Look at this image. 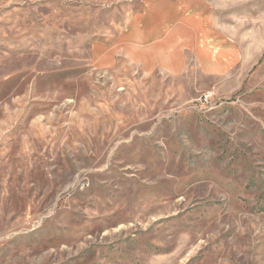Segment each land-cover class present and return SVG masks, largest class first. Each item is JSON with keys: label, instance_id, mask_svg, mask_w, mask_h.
<instances>
[{"label": "rangeland", "instance_id": "374dc122", "mask_svg": "<svg viewBox=\"0 0 264 264\" xmlns=\"http://www.w3.org/2000/svg\"><path fill=\"white\" fill-rule=\"evenodd\" d=\"M147 1L0 0V264H264V51L94 64L135 12L117 42L179 63Z\"/></svg>", "mask_w": 264, "mask_h": 264}, {"label": "crops", "instance_id": "0c3cea01", "mask_svg": "<svg viewBox=\"0 0 264 264\" xmlns=\"http://www.w3.org/2000/svg\"><path fill=\"white\" fill-rule=\"evenodd\" d=\"M165 10V20L150 23L159 28V39L182 40L174 45L181 58L179 63L169 65L157 60L151 68L133 59L122 42H117L120 33L135 15L151 13L149 2L143 0L140 11L135 12L124 29L106 42L111 46V63L101 55L94 56L93 42L91 60L101 67L112 68L119 57L138 64L147 74L162 71L170 76L184 74L196 67L207 77H224L236 68H249L259 60L264 51V0H153ZM246 6H249L246 9ZM250 45V50L246 48ZM114 49V50H113ZM257 54L247 57V52ZM252 55V54H251Z\"/></svg>", "mask_w": 264, "mask_h": 264}, {"label": "bare ground", "instance_id": "6f19581e", "mask_svg": "<svg viewBox=\"0 0 264 264\" xmlns=\"http://www.w3.org/2000/svg\"><path fill=\"white\" fill-rule=\"evenodd\" d=\"M161 6V5H160Z\"/></svg>", "mask_w": 264, "mask_h": 264}]
</instances>
